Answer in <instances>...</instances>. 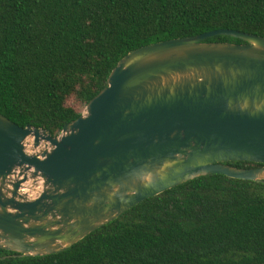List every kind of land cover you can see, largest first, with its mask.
I'll list each match as a JSON object with an SVG mask.
<instances>
[{
    "label": "water",
    "instance_id": "95a60500",
    "mask_svg": "<svg viewBox=\"0 0 264 264\" xmlns=\"http://www.w3.org/2000/svg\"><path fill=\"white\" fill-rule=\"evenodd\" d=\"M216 35L243 43L203 42ZM215 173L264 182V36L217 29L135 49L58 135L0 113V248L64 251Z\"/></svg>",
    "mask_w": 264,
    "mask_h": 264
},
{
    "label": "trees",
    "instance_id": "16d2710c",
    "mask_svg": "<svg viewBox=\"0 0 264 264\" xmlns=\"http://www.w3.org/2000/svg\"><path fill=\"white\" fill-rule=\"evenodd\" d=\"M217 29L264 36V0H0V113L58 135L129 52ZM203 42L243 43L227 35ZM0 264H264V182L197 177L64 251L0 248Z\"/></svg>",
    "mask_w": 264,
    "mask_h": 264
},
{
    "label": "rangeland",
    "instance_id": "374dc122",
    "mask_svg": "<svg viewBox=\"0 0 264 264\" xmlns=\"http://www.w3.org/2000/svg\"><path fill=\"white\" fill-rule=\"evenodd\" d=\"M84 109H85V107L83 108L82 113H83Z\"/></svg>",
    "mask_w": 264,
    "mask_h": 264
},
{
    "label": "flooded vegetation",
    "instance_id": "af4514ba",
    "mask_svg": "<svg viewBox=\"0 0 264 264\" xmlns=\"http://www.w3.org/2000/svg\"><path fill=\"white\" fill-rule=\"evenodd\" d=\"M258 167H261V166H258ZM254 168H257V167H254Z\"/></svg>",
    "mask_w": 264,
    "mask_h": 264
}]
</instances>
